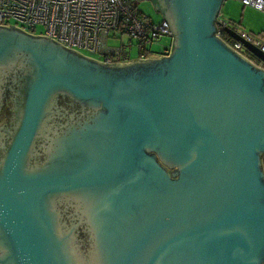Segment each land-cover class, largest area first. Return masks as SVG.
<instances>
[{
  "label": "water",
  "instance_id": "water-1",
  "mask_svg": "<svg viewBox=\"0 0 264 264\" xmlns=\"http://www.w3.org/2000/svg\"><path fill=\"white\" fill-rule=\"evenodd\" d=\"M150 1L167 55L106 63L0 25V68L34 64L0 152V264H264V68L217 35L224 0ZM57 93L95 113L33 164ZM62 196L81 204L88 254Z\"/></svg>",
  "mask_w": 264,
  "mask_h": 264
},
{
  "label": "built area",
  "instance_id": "built-area-1",
  "mask_svg": "<svg viewBox=\"0 0 264 264\" xmlns=\"http://www.w3.org/2000/svg\"><path fill=\"white\" fill-rule=\"evenodd\" d=\"M237 1L264 12V0ZM217 20V35L234 50L239 52L244 45L230 37L226 27L264 52V42L257 36L225 20L221 13ZM0 25H13L34 35L35 29L41 26L44 31L40 36L80 53L95 54V59L106 63L123 61L126 54L123 44L119 48H109V37L128 35L129 40H136L139 58H147L150 57V44L162 35H171L165 20L154 22L128 0H0ZM169 51L168 46L158 55H167ZM258 65L263 67V64Z\"/></svg>",
  "mask_w": 264,
  "mask_h": 264
},
{
  "label": "flooded vegetation",
  "instance_id": "flooded-vegetation-1",
  "mask_svg": "<svg viewBox=\"0 0 264 264\" xmlns=\"http://www.w3.org/2000/svg\"><path fill=\"white\" fill-rule=\"evenodd\" d=\"M123 57L122 59L126 61L127 59ZM7 66L0 68V152L11 140L18 119L19 106L24 100V92L34 69V64L28 61L26 52H20L18 60ZM94 113V109L80 105L69 95L57 93L44 130H41L34 141L32 163H43L47 152L56 145L55 143L69 138L74 130L79 129V124L92 118ZM81 208V204L69 196H62L57 200L62 227L73 230L82 253L88 254L92 237Z\"/></svg>",
  "mask_w": 264,
  "mask_h": 264
},
{
  "label": "rangeland",
  "instance_id": "rangeland-1",
  "mask_svg": "<svg viewBox=\"0 0 264 264\" xmlns=\"http://www.w3.org/2000/svg\"><path fill=\"white\" fill-rule=\"evenodd\" d=\"M128 1L132 6H137V8L142 11L143 15L152 19L154 22H160L163 19L150 0ZM220 13L225 20L239 24L241 29L264 40V12L249 6H243L237 0H224L221 5ZM42 31H44L43 28L39 26L34 32L35 35H39ZM172 40V35H162L159 40L149 45L151 51L149 56L152 57L160 54L164 48L172 45ZM122 44L125 45L124 51L127 54L124 55V58L129 57V59L131 58L133 60L139 59L136 40H129L128 35L124 34L120 37H109L107 41L109 48H119ZM239 53L252 59L255 63L260 64L259 61L255 60L251 53L245 48H242ZM81 54L93 59L97 56L87 51H81Z\"/></svg>",
  "mask_w": 264,
  "mask_h": 264
},
{
  "label": "trees",
  "instance_id": "trees-1",
  "mask_svg": "<svg viewBox=\"0 0 264 264\" xmlns=\"http://www.w3.org/2000/svg\"><path fill=\"white\" fill-rule=\"evenodd\" d=\"M162 20H163V19H162ZM125 55H127V54H125ZM123 58H124V57H123ZM124 59H127L126 61H128V60H130L131 58L129 59V57H128V58H124ZM123 61H124V60H123Z\"/></svg>",
  "mask_w": 264,
  "mask_h": 264
},
{
  "label": "crops",
  "instance_id": "crops-1",
  "mask_svg": "<svg viewBox=\"0 0 264 264\" xmlns=\"http://www.w3.org/2000/svg\"><path fill=\"white\" fill-rule=\"evenodd\" d=\"M235 23V22H234ZM237 24V23H236ZM238 26H239V28H240V25L239 24H237ZM241 29V28H240ZM262 42H264V40H262V39H260Z\"/></svg>",
  "mask_w": 264,
  "mask_h": 264
}]
</instances>
